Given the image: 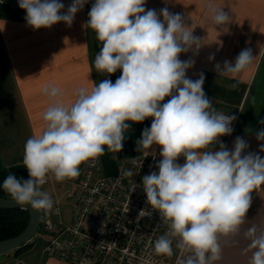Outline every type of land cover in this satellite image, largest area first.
I'll use <instances>...</instances> for the list:
<instances>
[{
  "label": "clouds",
  "instance_id": "clouds-1",
  "mask_svg": "<svg viewBox=\"0 0 264 264\" xmlns=\"http://www.w3.org/2000/svg\"><path fill=\"white\" fill-rule=\"evenodd\" d=\"M85 3L72 0L65 12L60 0H18L34 30L60 22L71 26ZM145 4L146 0H95L87 26L102 47L93 67L102 74L118 69L122 74L114 83L104 79L90 90L79 88L70 106L58 99L57 87H46L44 93L53 104L43 114L44 130L24 145L29 178L10 173L2 187L22 210L30 206L50 214L54 201L41 190L49 173L57 181L78 177L82 163L103 155L105 148L121 152L131 124L151 117L136 150L160 149L156 170L141 178L145 204L168 224L165 234L155 240L154 251L171 257L175 241L176 249L186 254L178 264H218L221 237L240 235L251 194L264 185V157L248 152L240 137L231 150L219 140L231 135L236 117L213 106L203 90V73L196 80L187 77L194 60L179 58L198 52L203 39L194 36L179 13L146 10ZM209 8L214 24L227 28L229 14L211 4ZM255 58L246 48L234 63H216L214 70L218 78L235 79ZM256 139L264 141V128L256 130ZM259 151L264 152V144ZM243 236L249 241L244 249L251 253L248 264H264V230L253 225Z\"/></svg>",
  "mask_w": 264,
  "mask_h": 264
},
{
  "label": "crops",
  "instance_id": "crops-1",
  "mask_svg": "<svg viewBox=\"0 0 264 264\" xmlns=\"http://www.w3.org/2000/svg\"><path fill=\"white\" fill-rule=\"evenodd\" d=\"M60 2L66 12L72 0ZM94 2L87 0L71 26L60 22L51 28L34 30L27 25L25 16L22 19L0 18V169L24 166L25 142L42 133L45 127L43 114L53 104V98L44 93L46 87H57L60 90L58 99L70 106L79 88L90 90L97 84L92 63L93 44L97 39L87 26L88 13ZM210 4L229 14L227 28L221 30L214 24ZM145 8L157 12L167 8L171 13H179L193 28L194 36L203 39L204 45L198 52L189 51L179 57L194 60V65L186 73L188 78L196 80L203 73L205 81L217 86L233 87L234 80L244 84L239 101L230 102L222 94L218 96L203 90L218 111L236 117L235 130L227 148L231 150L235 139L240 137L247 142L248 152L264 157V152L259 151L264 141L256 139V130L264 128L260 123L264 120V0H146ZM246 48L256 56L252 65L235 79L218 78L215 64L222 66L225 60L234 63L237 55ZM213 55L214 59L210 60ZM168 99L166 97L162 103ZM152 119L149 117L131 124L129 132H138L139 135L125 139L121 152H111L109 163H104L101 158L102 167L98 174H115L129 168L134 159L153 152L150 149L136 150V141L142 130L150 127ZM153 147L158 154L159 147ZM46 180L45 184L50 185L43 191L52 192L54 206L59 205L60 214L53 210L50 214H43L54 220H64V181L71 179L57 181L49 173ZM251 195L252 204L240 235L221 237L222 259L218 264H248L251 253L244 251L249 241L244 238L243 231L253 225L264 230V185ZM45 244L46 236L37 235L19 255H0V264H73L47 255Z\"/></svg>",
  "mask_w": 264,
  "mask_h": 264
},
{
  "label": "built area",
  "instance_id": "built-area-1",
  "mask_svg": "<svg viewBox=\"0 0 264 264\" xmlns=\"http://www.w3.org/2000/svg\"><path fill=\"white\" fill-rule=\"evenodd\" d=\"M235 126L236 119L231 135L219 138L226 146ZM159 159L155 152L145 153L129 168L103 175L98 174L101 156L84 162L66 194L71 222L46 216L42 220L37 235L46 236L47 255L73 264H178L186 254L176 249L175 241L171 257L154 251L155 240L165 234L168 224L145 204L142 191L141 178L156 170ZM53 212L60 214L58 204Z\"/></svg>",
  "mask_w": 264,
  "mask_h": 264
},
{
  "label": "trees",
  "instance_id": "trees-1",
  "mask_svg": "<svg viewBox=\"0 0 264 264\" xmlns=\"http://www.w3.org/2000/svg\"><path fill=\"white\" fill-rule=\"evenodd\" d=\"M25 15L26 12L21 8L12 9L6 4L0 2V18L22 19ZM101 47H102L101 42L95 40L93 44V49H94L93 58H95V56L99 53ZM94 71H95L97 84L104 79H110L112 82H115V80L122 74L121 70L119 69L115 73L110 75L99 73L96 71L95 68ZM232 82H234L235 87L226 88L205 81L203 85V89L206 90L207 92H211L212 94H216L218 96L222 94L226 97L227 101L230 102L235 100L239 101L243 96L245 86L240 81L234 80ZM137 135H139L138 132H128L126 139H132ZM101 158L103 162L107 164L112 160V153L108 151L107 148H105V152L103 155H101ZM20 168H25V167L23 165H20L8 169H0L1 197L11 198V196L7 192H5L2 187L3 181L10 173L14 174L18 179L22 178L19 174L16 173V171ZM29 219H30V213L27 210L24 209L22 210L20 208H14V209L0 208V240L10 238L21 233L26 228ZM31 243L32 241L6 254L9 256H17L23 250L29 247Z\"/></svg>",
  "mask_w": 264,
  "mask_h": 264
},
{
  "label": "water",
  "instance_id": "water-1",
  "mask_svg": "<svg viewBox=\"0 0 264 264\" xmlns=\"http://www.w3.org/2000/svg\"><path fill=\"white\" fill-rule=\"evenodd\" d=\"M12 9H19L18 0H0ZM23 179H28V171L26 168H20L16 171ZM0 208L14 209L20 208L12 198H5L0 196ZM24 210L29 211L30 219L26 228L19 234L0 240V255L14 251L26 243L32 241L38 234L42 220L44 218L43 211H36L26 206Z\"/></svg>",
  "mask_w": 264,
  "mask_h": 264
},
{
  "label": "rangeland",
  "instance_id": "rangeland-1",
  "mask_svg": "<svg viewBox=\"0 0 264 264\" xmlns=\"http://www.w3.org/2000/svg\"><path fill=\"white\" fill-rule=\"evenodd\" d=\"M70 184V180L69 181H64V203L62 205V212L64 214V221H66L67 223L71 222L72 219V215H71V202L70 200L67 198L66 194H67V189L69 187ZM50 184H44L43 186H41V190H44L46 188L49 187ZM66 193V194H65ZM49 195L51 196L52 200H53V195L52 192H49Z\"/></svg>",
  "mask_w": 264,
  "mask_h": 264
}]
</instances>
